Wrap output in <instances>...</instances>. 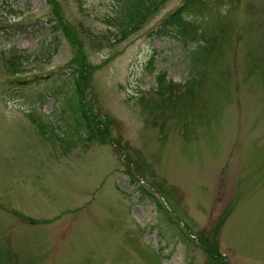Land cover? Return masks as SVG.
<instances>
[{"label":"rangeland","instance_id":"rangeland-1","mask_svg":"<svg viewBox=\"0 0 264 264\" xmlns=\"http://www.w3.org/2000/svg\"><path fill=\"white\" fill-rule=\"evenodd\" d=\"M53 1L0 0V264H215L205 239L264 264V0H160L121 41L106 18L127 0ZM182 3L181 30L156 35ZM62 23L105 123L70 148Z\"/></svg>","mask_w":264,"mask_h":264},{"label":"trees","instance_id":"trees-1","mask_svg":"<svg viewBox=\"0 0 264 264\" xmlns=\"http://www.w3.org/2000/svg\"><path fill=\"white\" fill-rule=\"evenodd\" d=\"M51 1H53V0H51ZM159 2H160V0H127V3H125L124 6L120 10H118L117 14L114 17H107L106 18L109 25H113V26H116L118 28V32L114 33L110 37H107L106 39L107 40L110 39V40H114V41H116V40L121 41V40H125L126 38H128L130 35H132L137 30V28L142 23L143 19L146 16H148V14L152 10L155 9V6ZM187 4L188 3H186V4L183 3L175 11H173L167 17H165L162 20V22L160 23V25L156 29L153 30L154 33L156 32V35L169 34L171 32L170 26L173 29H174V27H176V28H178L177 31H180L181 26H180L179 20H182L180 10H182ZM189 9H193V7H189ZM58 10H59V4H54V11L53 12L58 17H61V15H59ZM60 20H61V18H60ZM62 25H63V28L65 29V32H66L65 33L66 38L72 42V44L74 45V47L76 49V55L70 61V67H71L70 70L72 71V73H70V74H59V76H58L59 80H57L55 76L52 77L51 74L44 76V75H39L40 74L39 73L38 75H35L32 79H29V78L23 76V77H16L15 79H12L10 82L16 81V83L13 84L12 86H14L15 88H18V89L23 87L27 83H30V84L33 82L38 83V81H40L41 79L46 80L45 82H48L51 79H55L54 80L55 82L56 81H60V83H61V81L65 82V86L63 87V88H65V91H66L64 94L65 95L64 97H66V102H67L69 108L71 109L73 120L76 123L75 129L78 132V135H75L73 130L69 129L68 131H66L67 136H66V138H64V140L68 144V147L70 148V146H72L74 143H76L77 139L89 140V139H92L93 137H96V136L101 137L103 134V132L101 131V128L104 127L105 123L103 121L102 127L99 126V127H97V129H95V125L98 126V122L95 121V118L91 119V117L89 115L88 108H87L86 101L84 99L85 97H83L84 87H83V91H82V86H83L84 81H83L82 77L86 81V94H87V89L90 88V90H91V83H92L91 80L93 77L92 75L89 76V74L92 73L93 71L90 69L86 74H84L83 69H82L81 74L76 72L77 68H79V67L82 68V67L86 66V64H87L86 49H83V44L81 43V41H79L76 38V35L73 32V27L69 26V25H64V23H62ZM15 60L16 61H14L13 63L16 65L17 59H15ZM81 75H82V77H81ZM50 76H51V79L49 78ZM51 88H56V87L51 86ZM63 88L60 87V89L57 92H54V93L49 94V95L54 98V97H56V95L58 93H60L61 89H63ZM23 92H24L23 89L18 90L19 94H22ZM91 100H93L92 97H91ZM91 109H92L91 111L94 112L93 111V101L91 103ZM33 120L35 122H37L38 124L42 123L41 119L36 118L35 116L33 117ZM43 127L45 128V125H43ZM97 130H98V133H96ZM214 241L215 242H213V246H212V244L207 239H205L202 242V246L204 247V249L208 252V254L211 257L213 254L217 255V259L213 258V261L216 264L217 261L218 262L220 261L221 254L217 248V245H218L217 241L215 239H214Z\"/></svg>","mask_w":264,"mask_h":264}]
</instances>
